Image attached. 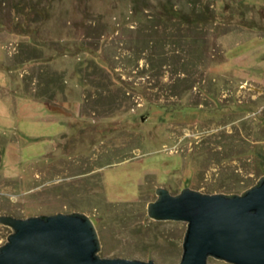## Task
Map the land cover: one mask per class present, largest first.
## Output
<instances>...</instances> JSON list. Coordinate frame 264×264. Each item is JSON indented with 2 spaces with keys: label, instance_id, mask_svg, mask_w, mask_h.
I'll return each instance as SVG.
<instances>
[{
  "label": "rangeland",
  "instance_id": "1",
  "mask_svg": "<svg viewBox=\"0 0 264 264\" xmlns=\"http://www.w3.org/2000/svg\"><path fill=\"white\" fill-rule=\"evenodd\" d=\"M150 1L161 10L164 0ZM208 1L220 32L208 27L204 59L192 66L182 39L191 29L174 22L151 68L149 55L136 58L152 28L132 17V0H53L50 18L32 22L43 59L65 80L53 105L34 94L43 65L21 50L26 39L0 29V215L82 212L102 256L181 262L188 224L150 218L157 189L241 194L264 176V0ZM97 20L109 25L100 39L89 30ZM95 55L106 68L81 77ZM180 78L193 87L173 93ZM11 232L0 226V246Z\"/></svg>",
  "mask_w": 264,
  "mask_h": 264
},
{
  "label": "water",
  "instance_id": "2",
  "mask_svg": "<svg viewBox=\"0 0 264 264\" xmlns=\"http://www.w3.org/2000/svg\"><path fill=\"white\" fill-rule=\"evenodd\" d=\"M150 218L187 222L183 256L178 264H208L210 258L231 264H264V176L241 194H208L185 188L172 194L156 191ZM12 229L0 246V264H156L104 257L94 220L82 212L20 218L0 215Z\"/></svg>",
  "mask_w": 264,
  "mask_h": 264
},
{
  "label": "trees",
  "instance_id": "3",
  "mask_svg": "<svg viewBox=\"0 0 264 264\" xmlns=\"http://www.w3.org/2000/svg\"><path fill=\"white\" fill-rule=\"evenodd\" d=\"M132 2V17H134L138 22L140 21L142 24H148L149 27L152 28L148 36L145 34L144 37L140 39V43H136L137 51H135L136 58L137 56L142 57L143 55H149V63H151V68L155 66L156 59L159 57V53L155 52L154 54V51L158 50L157 48L160 46V43H164L166 41L164 38L168 35L171 23L176 22L179 23L178 26H187V29H191L192 35H183L182 39L185 42L192 43L190 51L191 55L193 54L192 56H195L196 59L193 61L192 66H198L199 61L204 59V54L209 51L208 47L210 44L208 43L206 37V31L209 29L208 27L212 25L210 28H212L213 32H220V25L217 22L216 11L212 8L211 2L208 0H187V3L190 5L188 11L183 7H181V9L177 8V5L173 0H164L161 4L160 11H157L159 9L153 7L150 4V0H132ZM52 6L53 0L0 1V8L2 9L1 12L4 17L7 18L5 22L0 23V29H2L5 24L10 26L12 33L21 35L26 39L25 41L21 42V45H19L21 50L26 49L29 54H32V58L33 54H36L37 58L32 59V61L39 60V63H41L43 67H41V71L38 72L40 80L36 84L34 94L39 99L48 101L50 105H53L57 91L64 90L65 80H63L62 74L51 67L50 60L43 59V44L40 42V40L36 39L38 38L36 33L37 31H40V28L34 27L32 22L41 25L45 20L50 18L52 12L50 8ZM98 20V24H95L94 26L90 24V28L88 26H85V28H89V30L93 31L94 34L97 35V38L100 39L101 35L108 32L109 25H106L105 23ZM161 26H163V28ZM158 27H161V29L158 30ZM97 52L100 53L101 50H96V53ZM156 54H158V56ZM98 58L99 56L96 55L89 56V58L86 59L87 62H84V64L82 63V65L85 66H81L84 68L81 69V77L85 76L87 72L94 73L96 72V69H100L98 71H102V69H104L105 66L98 60ZM167 61L170 63L171 60L169 57H162V64L168 63ZM33 77L30 78L27 76L26 80L30 83H33ZM113 82L116 83L117 87L126 86L123 96L124 94H130L129 90L131 87L128 86L125 80L117 76V78L112 79V83ZM190 82L191 79L189 78H180L178 82L172 85L171 90L173 93H177L180 89V92H182L183 89H191L193 87V83ZM107 87L108 86L103 85V90H105ZM183 91L185 92V90ZM117 93L120 94L121 90H119ZM117 110V108L112 109V111ZM97 111L100 115L102 114L99 110ZM261 159L264 162V155L261 157ZM261 165L262 164H260V167Z\"/></svg>",
  "mask_w": 264,
  "mask_h": 264
}]
</instances>
